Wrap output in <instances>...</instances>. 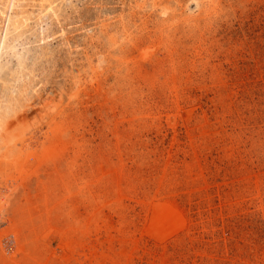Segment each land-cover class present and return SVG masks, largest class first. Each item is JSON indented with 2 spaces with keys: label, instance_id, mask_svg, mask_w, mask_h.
I'll use <instances>...</instances> for the list:
<instances>
[{
  "label": "rangeland",
  "instance_id": "374dc122",
  "mask_svg": "<svg viewBox=\"0 0 264 264\" xmlns=\"http://www.w3.org/2000/svg\"><path fill=\"white\" fill-rule=\"evenodd\" d=\"M0 264H264V0H0Z\"/></svg>",
  "mask_w": 264,
  "mask_h": 264
},
{
  "label": "built area",
  "instance_id": "2783aa9c",
  "mask_svg": "<svg viewBox=\"0 0 264 264\" xmlns=\"http://www.w3.org/2000/svg\"><path fill=\"white\" fill-rule=\"evenodd\" d=\"M11 242H13V241H11ZM10 241H9V243H6V245H5V247H4V249L7 251H9V250H11L12 248H11V246H10Z\"/></svg>",
  "mask_w": 264,
  "mask_h": 264
}]
</instances>
